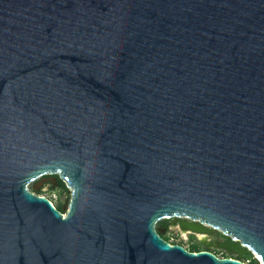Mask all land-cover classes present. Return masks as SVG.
<instances>
[{
    "label": "water",
    "instance_id": "obj_1",
    "mask_svg": "<svg viewBox=\"0 0 264 264\" xmlns=\"http://www.w3.org/2000/svg\"><path fill=\"white\" fill-rule=\"evenodd\" d=\"M171 218L264 264V0H0V264H247Z\"/></svg>",
    "mask_w": 264,
    "mask_h": 264
},
{
    "label": "rangeland",
    "instance_id": "obj_2",
    "mask_svg": "<svg viewBox=\"0 0 264 264\" xmlns=\"http://www.w3.org/2000/svg\"><path fill=\"white\" fill-rule=\"evenodd\" d=\"M30 188H32V185H30ZM37 193L51 199L59 209H62L65 204L69 203L72 197L70 188L63 189L60 187L59 183L53 185V183L49 181L44 182ZM158 226L164 229L162 234L172 244H181L191 251L204 249L212 250L221 257L240 258L247 264H261V261L258 260L255 254H246L240 257L237 253H231L219 247L217 245L219 241L230 240L229 237L222 232L198 233L191 230H182L178 222H175V218L164 220L160 222Z\"/></svg>",
    "mask_w": 264,
    "mask_h": 264
},
{
    "label": "trees",
    "instance_id": "obj_3",
    "mask_svg": "<svg viewBox=\"0 0 264 264\" xmlns=\"http://www.w3.org/2000/svg\"><path fill=\"white\" fill-rule=\"evenodd\" d=\"M59 180V184H60V187L63 188V189H67V185L65 184V182L62 180V179H58ZM162 236L165 238V236L162 234ZM166 240H168L167 238H165ZM192 251H198V250H192Z\"/></svg>",
    "mask_w": 264,
    "mask_h": 264
},
{
    "label": "flooded vegetation",
    "instance_id": "obj_4",
    "mask_svg": "<svg viewBox=\"0 0 264 264\" xmlns=\"http://www.w3.org/2000/svg\"><path fill=\"white\" fill-rule=\"evenodd\" d=\"M212 251V250H211ZM213 252V251H212Z\"/></svg>",
    "mask_w": 264,
    "mask_h": 264
},
{
    "label": "bare ground",
    "instance_id": "obj_5",
    "mask_svg": "<svg viewBox=\"0 0 264 264\" xmlns=\"http://www.w3.org/2000/svg\"><path fill=\"white\" fill-rule=\"evenodd\" d=\"M204 236V235H203Z\"/></svg>",
    "mask_w": 264,
    "mask_h": 264
}]
</instances>
